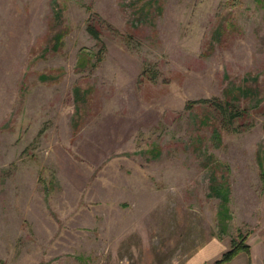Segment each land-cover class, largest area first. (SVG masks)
Wrapping results in <instances>:
<instances>
[{
    "label": "rangeland",
    "instance_id": "374dc122",
    "mask_svg": "<svg viewBox=\"0 0 264 264\" xmlns=\"http://www.w3.org/2000/svg\"><path fill=\"white\" fill-rule=\"evenodd\" d=\"M236 242L264 264V0H0V264Z\"/></svg>",
    "mask_w": 264,
    "mask_h": 264
},
{
    "label": "trees",
    "instance_id": "16d2710c",
    "mask_svg": "<svg viewBox=\"0 0 264 264\" xmlns=\"http://www.w3.org/2000/svg\"><path fill=\"white\" fill-rule=\"evenodd\" d=\"M89 31L96 39H99L98 32H96L92 27L89 28ZM204 103L209 104L210 102L204 101ZM191 104L193 105V103H191ZM214 106L217 107V109L219 111H221L222 113H224L226 115L229 113L228 108L224 104L216 103V104H214ZM238 116H240V115L239 114H231L230 121H232L233 118L238 117ZM225 201H227V200H225ZM250 251H251L250 246L245 245L244 242H239V243L236 242L234 244L233 248L230 251L224 253L223 257L220 260H218L217 262H215L214 264H229L232 261H234L242 253L249 254Z\"/></svg>",
    "mask_w": 264,
    "mask_h": 264
},
{
    "label": "crops",
    "instance_id": "0c3cea01",
    "mask_svg": "<svg viewBox=\"0 0 264 264\" xmlns=\"http://www.w3.org/2000/svg\"><path fill=\"white\" fill-rule=\"evenodd\" d=\"M234 261H232L231 263H233ZM230 264V263H229Z\"/></svg>",
    "mask_w": 264,
    "mask_h": 264
}]
</instances>
